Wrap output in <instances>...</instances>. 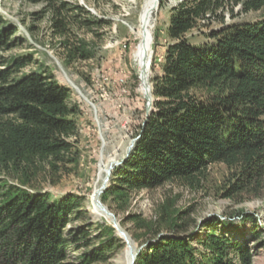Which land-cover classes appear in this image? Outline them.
I'll list each match as a JSON object with an SVG mask.
<instances>
[{
    "label": "trees",
    "instance_id": "16d2710c",
    "mask_svg": "<svg viewBox=\"0 0 264 264\" xmlns=\"http://www.w3.org/2000/svg\"><path fill=\"white\" fill-rule=\"evenodd\" d=\"M27 1L51 10L53 32L65 38L62 44L70 58L94 54L81 40L68 38L74 26L93 30L101 24L81 17V12L90 14L82 5ZM263 9L264 0H176L171 6L163 65L151 80L152 110L136 131L140 138L129 158L114 168L101 195L104 204L112 201L123 208L133 192L170 182L200 187L217 164L227 169L220 186L223 198L242 201L246 195H261L264 17L229 22L227 16L234 20ZM18 31L10 22L0 26V264H70L73 245L95 240L80 262L92 264L106 259L119 241L114 227L98 222L91 239L83 227L68 235L71 219L81 216V196L69 193L54 200L48 192L25 186L41 170L57 174L77 162L79 127L74 116L79 109L70 104L71 89L47 66L25 71L33 63L32 54H2L17 45L19 38L13 35ZM9 175L20 176L21 182L9 183ZM167 202L162 215L169 231L148 225L152 235L135 264H253L249 246L234 238L240 227L232 219L213 216L203 224L204 235L186 234L185 212H176L172 222ZM237 214L256 227L254 214ZM128 221L145 225L137 214H129ZM262 233L255 230L254 237Z\"/></svg>",
    "mask_w": 264,
    "mask_h": 264
},
{
    "label": "rangeland",
    "instance_id": "374dc122",
    "mask_svg": "<svg viewBox=\"0 0 264 264\" xmlns=\"http://www.w3.org/2000/svg\"><path fill=\"white\" fill-rule=\"evenodd\" d=\"M67 1L82 5L90 13L86 15L81 12V17L87 16L88 19L101 22L94 25L93 30L74 26L68 36L70 42L81 40L87 44L94 53L91 57L83 60L70 58L67 48L62 44L65 38L53 32L51 10L46 9L44 3L27 0H0V26L10 22L19 28L13 35V39L19 38L17 45L2 54L7 58L32 54L33 63L25 71L35 70L42 64L71 89L70 104L79 109L74 116L79 127L78 160L68 163L67 168L57 174L41 170L31 177L30 185L25 186L35 192H48L54 200L69 193L81 196V216L71 219L67 234L83 227L91 239L96 235L98 222L112 225L109 222L112 219L107 220L97 214L92 201L95 188L102 182L101 162L112 163L124 158L139 125L146 117L147 101L141 90L139 71L133 61L134 48L138 42V18L145 0ZM175 2H160L156 14L154 56L149 81L163 65L169 41L170 8ZM263 17L264 9L239 14L234 20L227 16V20L253 22ZM65 74L80 87L92 104L84 99V95L66 79ZM210 173L209 180L200 187L170 182L156 189L133 192L123 208L112 201L105 205L116 215L132 247L135 246L139 253L152 235L148 225L160 226L163 233L169 231V223L163 222L162 215L163 206L169 204L168 200L171 203L172 222L176 212H185L183 233L186 234L197 232L204 235L206 229L203 224L213 216L232 219L234 225L240 227L234 238L243 240L249 246L253 264H264V233L254 237L255 230L264 231V189L260 196L246 195L242 201L226 199L220 191L224 175L227 174L226 167L223 164L214 165ZM5 177L9 183L21 182V177L17 175ZM240 211L254 214L256 227L249 222L244 223L237 214ZM129 214L140 215L145 225L139 227L128 221ZM91 224L92 227L89 226ZM116 235L119 241L107 258L92 264H127L130 247L120 235ZM96 243L95 240L87 245L81 243L78 248L80 245H73L69 250L70 264H80L81 255ZM197 246L205 250L201 244Z\"/></svg>",
    "mask_w": 264,
    "mask_h": 264
},
{
    "label": "bare ground",
    "instance_id": "6f19581e",
    "mask_svg": "<svg viewBox=\"0 0 264 264\" xmlns=\"http://www.w3.org/2000/svg\"><path fill=\"white\" fill-rule=\"evenodd\" d=\"M160 2L161 0H145L142 4L138 18V28H137L138 42L134 48L133 61L139 71L140 84L142 87L141 90L145 95V98H147L149 93L146 85H147V81H149L152 64H153L154 46H155L154 26H155L156 14L160 7ZM64 76L81 94H83L80 87H78V85L76 86V83L67 74H65ZM84 99L90 104H92L85 95H84ZM112 163L101 162L100 170L103 173L102 182L99 186L95 188L92 194V201L94 202V206L97 214L103 216L107 220L112 219V217L101 209V206H99L97 201L102 195L101 194L102 187L105 184L107 171L109 170V167ZM109 222L112 223V220ZM135 252H136L135 246L130 248L127 264H131V254H135Z\"/></svg>",
    "mask_w": 264,
    "mask_h": 264
},
{
    "label": "water",
    "instance_id": "95a60500",
    "mask_svg": "<svg viewBox=\"0 0 264 264\" xmlns=\"http://www.w3.org/2000/svg\"><path fill=\"white\" fill-rule=\"evenodd\" d=\"M146 87H147V90L149 91V93H148V96L146 98L147 99L146 100L147 101L146 102V117L142 122V127L145 125V123L147 121V117L149 116V114L152 110L153 102L155 100L154 96H153V84H152L151 80L147 81ZM139 138H140V135L136 136L135 138H133L131 140L130 145L128 146L127 151H126V156L124 158H122L121 160H117L116 162H114L110 165L109 170L107 171L106 178H105V184L102 187L101 194H103L107 190L114 168L125 163V161L129 158V156H130V154H131V152H132V150L136 144V141ZM97 203L99 204V206H101L102 210H104L109 216L112 217V223L111 224L115 228L116 233L118 235H120L121 238L124 239V241L127 243L128 247L132 248L131 240H130L128 234L121 228V226H120V224L116 218V215L114 213H112L109 210V208L102 202L101 197L98 199ZM138 253L139 252L136 251L135 254H131V264H135Z\"/></svg>",
    "mask_w": 264,
    "mask_h": 264
}]
</instances>
